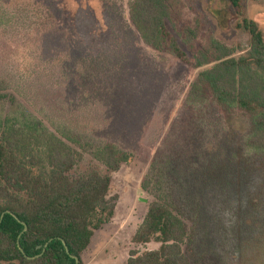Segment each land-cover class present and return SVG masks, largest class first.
<instances>
[{
	"label": "rangeland",
	"instance_id": "rangeland-1",
	"mask_svg": "<svg viewBox=\"0 0 264 264\" xmlns=\"http://www.w3.org/2000/svg\"><path fill=\"white\" fill-rule=\"evenodd\" d=\"M130 2L0 0V122L26 120L58 135L79 154L71 176L105 173L92 157L104 142L131 155L110 173L114 214L83 264H124L130 250L158 246L131 242L156 184L185 224L189 261L264 264V174L245 144V117L227 120L213 103L189 98L198 69L145 44ZM181 2L182 17L201 19L203 34L246 45L226 0ZM243 6L264 36V0Z\"/></svg>",
	"mask_w": 264,
	"mask_h": 264
},
{
	"label": "trees",
	"instance_id": "trees-1",
	"mask_svg": "<svg viewBox=\"0 0 264 264\" xmlns=\"http://www.w3.org/2000/svg\"><path fill=\"white\" fill-rule=\"evenodd\" d=\"M226 1L239 18L235 27L248 35L245 46L203 34L201 19L182 17L181 0H131L129 18L149 47L172 51L198 69L189 98L213 103L227 120L233 114L245 117V144L260 157L264 174V36L245 15L243 0ZM78 157L44 126L7 118L0 122V264H83L94 232L114 214L110 173L131 155L104 142L92 157L105 173L91 169L71 176ZM156 187L131 242L158 246L130 250L124 264H205L185 256V224L168 193Z\"/></svg>",
	"mask_w": 264,
	"mask_h": 264
},
{
	"label": "water",
	"instance_id": "water-1",
	"mask_svg": "<svg viewBox=\"0 0 264 264\" xmlns=\"http://www.w3.org/2000/svg\"><path fill=\"white\" fill-rule=\"evenodd\" d=\"M2 216H3V213H2L1 216H0V221H1ZM24 229H26V225H24ZM17 242H18V241H17ZM18 244H19V242H18ZM47 244H48V241L45 242V244H44V248H45V246H46ZM65 249H66V251H67V247H65ZM75 262H76V263L78 262V258H75Z\"/></svg>",
	"mask_w": 264,
	"mask_h": 264
}]
</instances>
